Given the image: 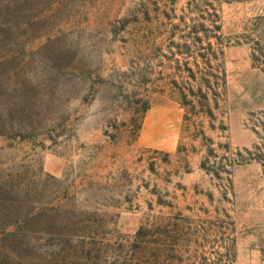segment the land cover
I'll use <instances>...</instances> for the list:
<instances>
[{
    "label": "rangeland",
    "instance_id": "374dc122",
    "mask_svg": "<svg viewBox=\"0 0 264 264\" xmlns=\"http://www.w3.org/2000/svg\"><path fill=\"white\" fill-rule=\"evenodd\" d=\"M252 72L264 0H0V264H264L231 182L264 165Z\"/></svg>",
    "mask_w": 264,
    "mask_h": 264
},
{
    "label": "crops",
    "instance_id": "0c3cea01",
    "mask_svg": "<svg viewBox=\"0 0 264 264\" xmlns=\"http://www.w3.org/2000/svg\"><path fill=\"white\" fill-rule=\"evenodd\" d=\"M259 81H264L261 73L252 72ZM239 90V101L242 110L257 111L264 108V99L251 97L247 88L242 84ZM242 108V109H241ZM241 110V111H240ZM235 110H231V115ZM230 119V141L236 147L249 148L256 144L257 133L244 127L241 123L235 124ZM264 133V131H263ZM231 182L235 203L234 217L237 227L244 230L237 236L239 251L261 254L264 251V171L259 163L236 165L232 169Z\"/></svg>",
    "mask_w": 264,
    "mask_h": 264
},
{
    "label": "trees",
    "instance_id": "16d2710c",
    "mask_svg": "<svg viewBox=\"0 0 264 264\" xmlns=\"http://www.w3.org/2000/svg\"><path fill=\"white\" fill-rule=\"evenodd\" d=\"M216 30L218 31V29H216ZM214 37H216V36H214ZM218 45H221V43H218ZM229 45H230V43H228L226 46H229ZM207 51H208L207 52L208 59L203 60V63L206 65L207 68L210 69L207 76L209 78H212V77H214V74L211 71V70H214L213 63L219 62L221 60V58L223 57V48L220 49L219 46H217V44L213 45L211 42H209L208 47H207ZM199 57H201L203 59L205 56L199 55ZM195 66L197 68L199 67L197 63H195ZM210 71H211V73H210ZM177 84H178L177 82L174 83L176 88H178ZM225 84H226V82H225ZM183 105L187 106V103L183 102ZM263 168H264V165H263Z\"/></svg>",
    "mask_w": 264,
    "mask_h": 264
}]
</instances>
